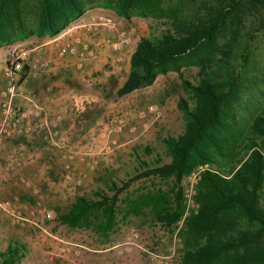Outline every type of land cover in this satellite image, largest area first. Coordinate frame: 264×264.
<instances>
[{"label": "trees", "instance_id": "obj_1", "mask_svg": "<svg viewBox=\"0 0 264 264\" xmlns=\"http://www.w3.org/2000/svg\"><path fill=\"white\" fill-rule=\"evenodd\" d=\"M85 3L0 0V43L32 33L56 35L82 13ZM101 5L124 19L131 15L167 19L157 37L136 42L128 57V72L115 90L117 96L151 84L158 73H178L182 65L197 67L194 84L181 80L191 104L182 97L176 102L183 129L176 136L162 138L169 160L139 174L170 178L171 186L167 192L144 195L129 207L149 208L157 222L169 226L182 213L181 178L199 163L224 161L226 168L201 174L195 195L198 211L186 219L180 264H264V160L257 150L258 144L264 146V105L240 139L234 112L239 75L231 56L241 46L240 30L246 21L254 20V31L263 32L264 16L256 14L264 9V0H105ZM30 12L34 14L32 27L25 19ZM225 35V41L219 43ZM143 152L150 149L144 147ZM109 188L113 191L110 198L101 190L96 192L97 200L77 196L58 220L97 233L110 230L118 189L113 183ZM93 210H100L98 223L87 219ZM18 250L15 244H8L0 254V264H15Z\"/></svg>", "mask_w": 264, "mask_h": 264}, {"label": "rangeland", "instance_id": "obj_2", "mask_svg": "<svg viewBox=\"0 0 264 264\" xmlns=\"http://www.w3.org/2000/svg\"><path fill=\"white\" fill-rule=\"evenodd\" d=\"M104 1L86 0L79 16L84 20H90L104 15L115 22L117 29L130 28V43L118 53L110 51L111 58L106 57L101 69L94 71L95 74L86 68L83 74L84 86H80L78 92L93 99V101L89 100V104L85 103L83 111L84 119L88 122L85 134H89V130H104L110 149L97 155L94 169L85 170L79 185L69 183V186H72L70 190L63 192L47 190L33 196L27 193L22 195L20 192L15 194L36 209L35 218L39 226L38 228L30 223L22 226L13 225L0 215V254L8 244H15L20 254L15 264H180L182 233L186 230L185 222L188 217L180 226L176 221L165 226L153 218L149 208L129 206L144 195L167 192L171 186L170 178L152 173L139 174L147 168H153L169 160L164 153L162 138L176 136L183 129L184 119L176 102L182 97L191 104L192 100L183 90L181 80L194 84L197 67L182 65L178 73L171 70L158 73L151 84L117 96L115 90L121 85L128 72V57L136 42L142 37L148 39L157 37L166 28L167 19L142 18L136 15L124 19L117 16L110 8L101 5ZM256 15L264 16V9L259 10ZM25 19L32 27L34 14L27 13ZM251 21L253 22L246 21L245 27L240 30L241 46L231 54L239 75L238 100L234 105V112L235 129L241 132L240 139L248 133L251 120L264 105V30L254 31L255 21ZM112 35L113 32L110 33V36ZM38 37L32 33L8 43H0V47L7 51L6 60L13 51L33 47ZM226 37L227 35L222 37L219 43L224 42ZM242 46L245 50L244 58ZM117 56L118 60H116ZM4 66L0 59V92L5 82ZM101 76L105 78L102 79ZM149 106L154 107L155 111L148 112ZM93 112L96 113L95 120L91 118ZM118 121L121 122L120 130L115 132ZM130 127L134 128L132 132L128 131ZM14 140L16 139L13 137L1 143L4 146L5 142L9 141V156L5 160L1 153L2 148L5 147L0 144V166L3 167L4 161L9 163L7 170L0 171V179L4 178L10 183L14 176L20 174L21 161L19 162L18 158L24 156L23 149H19V144H14ZM110 140H115L116 143L114 141V144L110 145ZM144 147H148L150 152L144 153ZM257 150L264 155V146L258 144ZM261 157L264 160L262 155ZM204 163L214 168L211 172H216L217 168L221 170L226 168V164L221 160ZM14 170H16L15 174ZM5 171L6 173L3 174ZM185 175L180 180V193ZM53 183H57L56 178ZM111 183L118 190L113 199L114 223L110 230L97 233L90 227H68L58 220L57 216L66 212L77 196L97 200L96 192L101 190L110 198L113 195V191L109 188ZM261 202L264 206L263 197ZM46 215L52 218H47ZM87 219L90 223L101 221L100 210L90 211ZM242 224L244 222L239 221V225ZM131 233H137L138 237L129 250H124V244Z\"/></svg>", "mask_w": 264, "mask_h": 264}, {"label": "built area", "instance_id": "obj_3", "mask_svg": "<svg viewBox=\"0 0 264 264\" xmlns=\"http://www.w3.org/2000/svg\"><path fill=\"white\" fill-rule=\"evenodd\" d=\"M111 32L114 35H107ZM99 34H102L101 37L96 38L92 44L88 42L87 36L97 37ZM130 35V28L117 29L115 22L111 18L99 15L90 20H79L66 26L59 33L53 35L46 44L53 50L57 58L73 56L75 58L73 67L83 69L84 63L87 60L94 61L97 58L98 48L106 47L108 50L118 53L130 43ZM42 52L43 50L36 47L18 49L11 52L5 62V84L0 92V143L5 139L29 133L32 128L38 129L37 131L45 130L47 133H50L49 130L53 126V122H56L60 118V114L55 113L53 115V121L49 122L44 108L36 101L34 95L25 89L26 76L39 69L48 68L51 63L49 56L43 55ZM32 53L37 55H35L36 58L33 61H30L29 57ZM116 60H118V56ZM20 100L27 102L28 108L21 109L19 104ZM89 100L93 101L92 98L84 94H75L71 98L72 110L76 113L83 112L85 103L89 104ZM147 111H155V108L149 106ZM25 113L28 118L35 120L34 123H27L25 126L22 125ZM120 123L118 121L116 124L115 132L120 130ZM133 129V127H130L128 131L132 132ZM91 138H94V136ZM96 138V142H91L92 140L89 138L86 149L80 155L77 153L80 156V160H83L86 170H93L98 157L97 155H101L110 149L105 138L104 130L100 131ZM109 142L110 145L114 144L113 140ZM260 153L264 158L262 152ZM75 155L76 153L74 154L73 150L65 151V161L62 164V168L65 171L66 179H70L71 174L76 172V168L71 163ZM205 171H214V168L207 163L198 164L190 169L183 178L181 186L183 210L181 216L176 220L178 226L182 225L187 217L196 214L198 211V204L194 201V196L200 175ZM84 174V171L77 172L75 178L76 183L81 181ZM18 183L24 186L28 185V182L21 178ZM32 191L36 193V190L32 189ZM262 197L264 199V187ZM35 214L36 209L16 195H12L7 199H0V215L4 216L10 224L22 226L30 223L39 228ZM46 216L47 218H52L50 215ZM137 237V233H131L127 237V242L124 244V250H129Z\"/></svg>", "mask_w": 264, "mask_h": 264}, {"label": "crops", "instance_id": "obj_4", "mask_svg": "<svg viewBox=\"0 0 264 264\" xmlns=\"http://www.w3.org/2000/svg\"><path fill=\"white\" fill-rule=\"evenodd\" d=\"M79 20L84 19L79 16L69 23V25ZM101 35L99 34L97 37L87 36V40L92 44ZM107 35L110 36V34ZM51 37L43 35L35 40L33 47L43 50V55L49 56L51 63L46 69H39L34 73H29L26 76L25 89L31 92L36 101L44 108L49 122L53 121V115L55 113H59L60 118L56 122H53V126L49 130L50 133H47L45 130L37 131L38 129L32 128L29 133L14 137L16 139L14 140V144H19L18 148L23 149L24 154V156L18 158L19 162L21 161L19 168L20 174L14 176L11 183L5 181L4 178V180L2 179L4 182L0 179V199H7L12 194L15 195L18 192L22 195L27 193L31 196L37 195L38 193L41 194L47 190L51 192H63L70 190L72 186L70 187L69 183L79 185L82 179L79 183H76V174L79 171L85 172L86 169L83 160L81 161L78 155L86 149L87 140L90 138L92 140L91 142H96L98 133L102 131V129L89 130V134H85L87 132L86 129H88L86 127L88 122L84 119L83 112L76 113L72 110L71 98L75 94H82L78 90L81 88L80 86H84L83 74L86 68H89L95 74L94 71L101 69L102 64L107 59L106 57L111 58L110 50L106 47L98 48L97 58L94 61L87 60L84 63L83 69H77L73 67L75 61L73 56L57 58L54 55L53 50L46 44L50 41ZM2 48L0 47V59L5 64L7 51H5V48ZM35 55L37 54H30L29 60L33 61L36 58ZM3 83L5 84V82ZM19 104L23 110L28 108L27 102L20 100ZM95 114L93 112L91 116L94 120ZM34 121L32 118H28L25 113L22 125L25 126L27 123L32 124ZM92 136L94 138H91ZM3 142L1 143L3 144ZM8 142H5L4 146L0 143L2 147L6 148H2L1 150L4 160L9 156ZM66 150H73L74 154L76 153L73 161H71L72 165L76 168V172L71 174L70 179L65 178V171L62 168ZM4 162H2L3 167L0 166V171H3V169L7 170L9 163L7 161ZM5 173L6 171L3 172V174ZM15 173L16 170H14ZM20 178L26 180L28 185L24 186L19 184L18 181ZM54 178H56L57 183H53ZM32 189L36 190V193H33Z\"/></svg>", "mask_w": 264, "mask_h": 264}]
</instances>
